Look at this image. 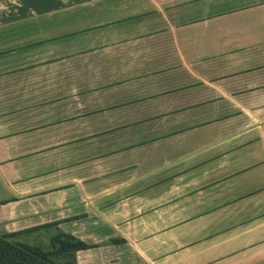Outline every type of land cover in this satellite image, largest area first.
Returning a JSON list of instances; mask_svg holds the SVG:
<instances>
[{
    "label": "crops",
    "instance_id": "1",
    "mask_svg": "<svg viewBox=\"0 0 264 264\" xmlns=\"http://www.w3.org/2000/svg\"><path fill=\"white\" fill-rule=\"evenodd\" d=\"M0 179L75 264H264V0H0Z\"/></svg>",
    "mask_w": 264,
    "mask_h": 264
},
{
    "label": "trees",
    "instance_id": "2",
    "mask_svg": "<svg viewBox=\"0 0 264 264\" xmlns=\"http://www.w3.org/2000/svg\"><path fill=\"white\" fill-rule=\"evenodd\" d=\"M51 221L0 233V264H75V252L94 246L64 232ZM35 234H45V248L21 239ZM39 241H44L39 238Z\"/></svg>",
    "mask_w": 264,
    "mask_h": 264
},
{
    "label": "rangeland",
    "instance_id": "3",
    "mask_svg": "<svg viewBox=\"0 0 264 264\" xmlns=\"http://www.w3.org/2000/svg\"><path fill=\"white\" fill-rule=\"evenodd\" d=\"M7 194L8 192L4 189L3 182L0 179V198L5 197ZM34 236L35 234L33 233L32 235H28L27 237H21V239H24L28 241L29 243L38 244L41 247L45 248V246L47 245V241H45V234L41 233L39 237L35 238V241H34ZM39 238L44 241H39Z\"/></svg>",
    "mask_w": 264,
    "mask_h": 264
}]
</instances>
